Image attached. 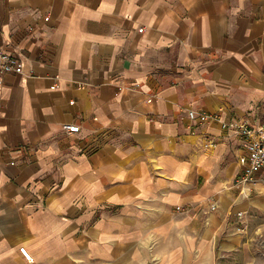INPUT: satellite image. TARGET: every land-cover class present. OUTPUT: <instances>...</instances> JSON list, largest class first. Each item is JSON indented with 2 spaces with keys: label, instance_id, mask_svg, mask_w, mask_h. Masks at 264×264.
I'll return each mask as SVG.
<instances>
[{
  "label": "crops",
  "instance_id": "1",
  "mask_svg": "<svg viewBox=\"0 0 264 264\" xmlns=\"http://www.w3.org/2000/svg\"><path fill=\"white\" fill-rule=\"evenodd\" d=\"M0 45L26 66L0 74V264H130L148 206L264 218L228 127L264 121V0H0Z\"/></svg>",
  "mask_w": 264,
  "mask_h": 264
},
{
  "label": "rangeland",
  "instance_id": "2",
  "mask_svg": "<svg viewBox=\"0 0 264 264\" xmlns=\"http://www.w3.org/2000/svg\"><path fill=\"white\" fill-rule=\"evenodd\" d=\"M176 207L171 213L162 205L140 210L134 224H140L142 242L130 249V264H264V218L226 223L211 213L191 221ZM168 220L173 223L163 226Z\"/></svg>",
  "mask_w": 264,
  "mask_h": 264
},
{
  "label": "built area",
  "instance_id": "3",
  "mask_svg": "<svg viewBox=\"0 0 264 264\" xmlns=\"http://www.w3.org/2000/svg\"><path fill=\"white\" fill-rule=\"evenodd\" d=\"M17 74L23 75L26 73V66L23 61L15 58L4 51L0 45V74ZM190 119L197 125H203L211 119L216 120L218 115H205L195 112L189 113ZM230 128H235L239 135L246 140L245 151L239 156V163L242 168V174L235 182L238 188V197L241 200H249L253 193L264 192V183H261L257 175L264 170V121L260 127L253 126L250 121L245 120L239 124H230ZM64 131L69 135L80 133V127L77 125H65ZM263 185V186H262ZM262 186V187H261ZM259 187V188H256ZM206 211V214H211L220 209V202L210 201L206 205H200ZM176 212L179 214H188L191 212L190 208L182 206L176 207ZM193 217H197L195 214ZM238 218H244L239 214ZM23 257L32 262V257L26 248L20 249Z\"/></svg>",
  "mask_w": 264,
  "mask_h": 264
}]
</instances>
